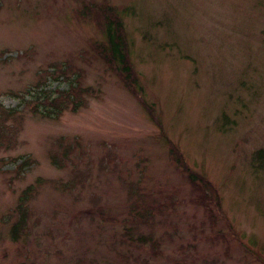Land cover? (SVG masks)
<instances>
[{
  "label": "rangeland",
  "instance_id": "obj_1",
  "mask_svg": "<svg viewBox=\"0 0 264 264\" xmlns=\"http://www.w3.org/2000/svg\"><path fill=\"white\" fill-rule=\"evenodd\" d=\"M98 1L130 10L143 94L94 55L76 14ZM0 125V264H264V0H0ZM170 144L222 197L214 226Z\"/></svg>",
  "mask_w": 264,
  "mask_h": 264
},
{
  "label": "trees",
  "instance_id": "obj_2",
  "mask_svg": "<svg viewBox=\"0 0 264 264\" xmlns=\"http://www.w3.org/2000/svg\"><path fill=\"white\" fill-rule=\"evenodd\" d=\"M130 10L125 7H119L117 5H113L106 1H98L96 2H83L81 3L80 9H77L76 16H80L82 18H88L91 17L94 21H96V24L99 28H102V31H104V40L100 42L94 41L92 44L94 55L99 58L100 60L105 63L106 68L109 71H113V73H116L118 75L122 82L126 84L128 88L131 89V91L138 90L140 93L142 92L141 84L139 83L138 74L135 71L133 62H131L130 58V51H129V43L127 41V36L125 33V30L123 29L124 23H123V16L129 15ZM59 65V64H57ZM56 67V73L62 74L67 77L66 75L67 71L66 69H69V73L74 72V68H72V65H66V67L62 66H55ZM58 70V72H57ZM56 73H53V76H56ZM79 76L76 78V81L78 80ZM77 85H70V88L68 90H60L58 91V95L55 97H45V100L41 103L44 105L52 106L56 109H61L62 107H68L72 103V107H76L78 104L76 101L81 99L80 93V86ZM141 103L145 106V108L148 109V113L153 118V114L149 110L151 106L145 100L140 98ZM35 109L37 106H34ZM159 122V121H158ZM12 129H9L11 131ZM3 126H0V139H3L5 137L3 135L4 132ZM168 142V140H167ZM179 152L176 151L174 147L170 144L168 155L170 158L175 160V162L181 167V170L183 171V176H185L189 187H191V195L193 196L192 202L196 204L197 206H200L204 209V213L206 214V218H208V221L210 223V227L215 225L216 215L213 212V209L211 204L218 207V209L221 210V196H219V193L217 191V188L213 185H211L206 179L204 175H199L194 170H190L185 162H183L182 157H180ZM256 156L258 159H264V149L259 148L256 149ZM24 165V162H21V164L18 165V168H21ZM210 203V205H209ZM137 205L135 204V207ZM141 211L140 213L136 214L137 217L141 218L142 220L146 221L153 215V209L157 206H152L150 203L147 206H140ZM20 223L16 222L13 224L11 228V236L12 238L17 239V231L19 228ZM226 225L230 228V224L226 222ZM223 233L218 232L214 236H207L206 239L208 241H211V243H215L219 240V238H223ZM150 241V238H139L136 239V242L139 244H142V241ZM152 246L155 247L156 242H151ZM152 252H154V248L151 249Z\"/></svg>",
  "mask_w": 264,
  "mask_h": 264
}]
</instances>
